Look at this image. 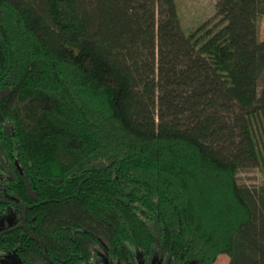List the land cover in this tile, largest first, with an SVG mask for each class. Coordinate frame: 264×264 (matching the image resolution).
<instances>
[{
    "label": "trees",
    "instance_id": "trees-1",
    "mask_svg": "<svg viewBox=\"0 0 264 264\" xmlns=\"http://www.w3.org/2000/svg\"><path fill=\"white\" fill-rule=\"evenodd\" d=\"M175 2L0 0V256L264 264V0Z\"/></svg>",
    "mask_w": 264,
    "mask_h": 264
},
{
    "label": "rangeland",
    "instance_id": "rangeland-1",
    "mask_svg": "<svg viewBox=\"0 0 264 264\" xmlns=\"http://www.w3.org/2000/svg\"><path fill=\"white\" fill-rule=\"evenodd\" d=\"M215 1L216 0H176V12L182 30L188 33L198 28L206 20L213 18L215 14ZM257 37L259 41L264 40V18H261L257 22ZM101 77L108 83L112 82L106 74H101ZM261 84L262 79L259 80V85ZM263 180V174L258 168L240 170L237 175V181L242 186L258 187L263 183ZM18 216L19 212L16 209H8L7 212L0 214V229L6 225L15 223ZM95 251L98 255L94 257L89 264H117V262H111L108 258L102 257L105 255L104 248L97 247ZM136 258V264H146L140 260L141 258L138 254ZM0 264H21V262L14 253H6L0 256ZM148 264H160V261L152 259ZM214 264H228V257L226 255H219Z\"/></svg>",
    "mask_w": 264,
    "mask_h": 264
}]
</instances>
